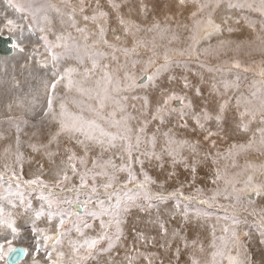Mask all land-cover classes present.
I'll return each instance as SVG.
<instances>
[{
    "label": "snow or ice",
    "instance_id": "obj_1",
    "mask_svg": "<svg viewBox=\"0 0 264 264\" xmlns=\"http://www.w3.org/2000/svg\"><path fill=\"white\" fill-rule=\"evenodd\" d=\"M5 2L18 16L0 19V37L10 42V51L26 53L30 37L25 32H38L43 52L33 46L26 59L50 70V75L37 77L35 88L14 96L0 110V260L7 254L10 264H20L21 257H30L31 264H117L114 259L103 261L101 254L121 244L128 210L175 199L177 207L184 205L186 219L187 201L197 203V217H210L205 207L209 205L223 215L216 216L209 236L191 240L157 220V237L140 231L135 239L162 251H142L134 244L125 249L119 264H154L155 256H160L155 264H181L184 256L183 264H250L245 240L251 230L264 236V205L257 204L264 200V161L246 160L241 166L238 158L249 150L264 156V86L247 95H229L239 88V71L235 80L225 75L242 68L235 57L232 67H225V60L209 68L219 76L211 77L207 96L188 76L168 75L167 87L161 78L174 66L189 63L170 52L192 50L197 56L218 57L232 42L198 47L201 33L210 40L222 32L227 19L221 14L227 8L247 7L264 14V0H227L226 5L225 0H166L167 10L174 4L176 11L165 15L163 24L156 18L160 0ZM185 11L188 15L184 21L177 19L175 27L186 29L191 43L174 49L171 45L179 35L170 21ZM256 39L252 51L264 54V37ZM141 49L150 55L145 57ZM259 67L264 77V60ZM201 83L207 81L201 77ZM20 87L13 78L12 88ZM226 112L235 113V132L251 136L246 143L221 149V134L225 139L229 134L224 128ZM29 126L34 129L30 135L25 131ZM190 128L196 139L177 132L188 133ZM202 144L207 150L201 159ZM148 168L159 169L164 179L158 182ZM201 179L205 187L199 185ZM165 181L173 182L172 191ZM208 181L214 187L207 188ZM153 186L163 190L154 191ZM22 218L30 225L32 241L23 247L18 246L27 238Z\"/></svg>",
    "mask_w": 264,
    "mask_h": 264
},
{
    "label": "rangeland",
    "instance_id": "obj_2",
    "mask_svg": "<svg viewBox=\"0 0 264 264\" xmlns=\"http://www.w3.org/2000/svg\"><path fill=\"white\" fill-rule=\"evenodd\" d=\"M3 1L5 4L2 2V0H0V7H1L0 8V19H3V17L6 16L5 14L2 13L4 11L3 9L4 6L9 7L6 4L5 0ZM39 2L40 0H37V3ZM236 2L237 0H233V3H236ZM226 3H227V0H225V5ZM187 7L190 8L191 4H188ZM159 8L160 10L157 12L156 18H158L162 24L164 22L165 15H172V13L176 11L174 4H173L171 12L167 10L166 0H160ZM9 9H12V8L9 7ZM11 11H13V9ZM187 15L188 13L187 11H185L182 15L176 16L174 17L172 21H170L173 29L177 31L180 37V41H181L180 44H177L176 41L173 42L171 47L174 49H183L186 47L187 43H191V41H186V37L188 35L187 30L177 29L175 27V21L177 19L184 21ZM221 15L227 19V23L222 25L224 29L222 32L216 33L212 36V38L210 39V44L215 46L220 40L231 41L232 43L228 45L223 51H221L220 59L218 60L216 56L214 55H208L207 58L205 59L204 54H201L198 56L200 57L199 61H204L208 65V67H201V64L199 62H195L196 57L192 58L194 62L188 63L187 67H184L183 65L174 66L173 70L170 73H165L163 77L161 78V85L163 87L168 86V80H167L168 75H175L178 78L181 76H188V78L192 81L194 85L201 87L202 94L204 96H207L209 95V90H210L209 86L212 82L211 77L219 76V73L215 71H209V68H211L213 65H216L218 63H223V61L225 60L229 61V63L225 65V67H232L231 60L233 57L240 60L242 64V68L239 70H233V72L231 73H225V75H227L230 79L235 80L236 72L237 71L240 72L239 88L231 89L229 91V95H232L233 92H236L237 94L242 92L245 95H247L249 94L250 91H254L257 88L264 86L260 83V81L264 80V77H261L258 74L260 71L259 66L261 64V61L264 60V54L252 51V47H254L255 44L259 43V41L256 39L257 36L259 35L261 37H264V30L261 29V24L264 23V14L258 11H254L247 7H243V8L235 7V8H227ZM151 19L152 17H149V20ZM217 23H220L219 19H217ZM229 27L232 28L231 32L227 31ZM25 35L30 37V40L26 42L27 43L26 53H17L16 50L13 49V51L9 54H0V75H1L0 76V110H3L4 106L10 103L14 96L23 95L24 93H27L29 91V87L35 88L38 83L37 77L45 75L46 72L50 75V70L41 69L39 64L35 63L34 60L26 59V56L29 53H31L33 46L39 48V50L43 52V48L41 46L42 41L39 39L40 34L38 32H25ZM141 35H143V33H141ZM50 38H52V36H50ZM129 43H131V38H129ZM208 45H209V41L205 40V41L200 42V45H198V47H207ZM237 45H240L238 52L235 51ZM141 52L145 57L150 55V53H148L144 49H141ZM224 52H227V54L224 55L223 54ZM173 58L176 60H180V61H186L184 57H178L174 55ZM244 67H247L249 71L244 72ZM11 69L12 70L14 69V70L12 71ZM138 70H139V66H138L137 71ZM6 71L9 73H7ZM201 77H203V79L207 81V83L202 84ZM13 78H15L16 81L20 82L21 87L19 89L12 88ZM60 94L61 96H63L64 94L62 89H61ZM133 94H138V93H133ZM189 95H191V93H189ZM132 103H138V102L129 100V104H132ZM195 104H200V101L196 100ZM129 111H133V110L130 108ZM15 114L20 115V111L16 110ZM234 115H235L234 112L225 113V118L227 122L224 124V128L226 131H228L229 134L226 139L223 137V133L221 134V137L223 139V143L221 144V149L226 148L230 143H243L242 142L243 137L241 136L243 133L235 132V125L233 123ZM32 122L35 123V120H33ZM4 127L7 128V125L5 124ZM153 130H154V127L150 126L149 133H151ZM212 130L216 131L214 122H212ZM25 131L29 133L30 135L31 132L34 131V129H32L29 126L25 128ZM178 134L188 135L189 138L191 139L197 138L195 134H192L191 128L188 130V133H184V131L180 129L178 131ZM12 135L14 136V130H13ZM250 136H251V133L249 132L248 138ZM24 138L27 139V137H24ZM199 138L202 139V134ZM3 146L4 144L0 142V152H2ZM202 147L204 149H207L206 144H202ZM249 154L252 155L251 158ZM28 155L29 153L26 152V157ZM244 155H246V153L241 155L243 159L241 158V156L238 158L239 164L241 166L245 164L246 159L247 160L250 159L249 161H252V162H254L253 160L260 161L261 159L260 158L261 155L255 152L254 150H249L247 152L248 157ZM221 163H223V161ZM0 164H2V161H0ZM136 167L138 169L139 165H136ZM26 170H27V164H26ZM237 170L238 169H232V171H237ZM148 171L150 175H152L155 179H157L158 182L164 179V176L160 174L159 169L148 168ZM179 171L181 172V178H183L184 170L180 168ZM201 177H203V172H201ZM241 179H243V177H241ZM198 183L201 187H205V181L203 179L199 180ZM173 186H174L173 182L171 181L167 182L166 184V188L168 191H172ZM206 187L210 189L214 187V185H212L211 182L208 181ZM153 190L159 191V189L155 186H153ZM189 191H190V188L186 185L185 195H188ZM220 202L227 203V201H224L222 198ZM186 203L190 206L189 211H188V219H186L183 214L184 205L181 204L180 207H177L175 199H168V200H163V201H153L151 207H145L144 205L131 207L124 216V223L122 225L124 229L123 238L129 233V231H131L130 230L131 227L128 224V219H136L138 222H140V224H138V222H133L135 226L134 228L137 229L140 227V230L144 232L145 236H147L149 232L152 233L151 236L155 235L154 232H156L155 229H157L155 225V221L157 220L175 224L174 227H171V224H170V229L180 230L181 235L187 236L189 240L196 239L195 235H198L201 239L209 236L212 226L216 223V216L223 215L222 210L220 209L213 210L211 205L205 206L209 209V211L212 212V215L208 218H202V217H197L195 214L194 210L198 206L195 201H187ZM257 204L264 205V200L263 201L257 200ZM172 206L174 207L172 208ZM20 223L22 225V231H24L27 238L22 243L18 242V245L28 246L32 243L31 236L28 233V229L30 228V225L25 223L23 218L21 219ZM244 231H250V229L245 227ZM251 231H252L251 238L245 240L246 247L250 248V249L248 248L250 252V255H249L250 264H264V236H261L260 233L256 230H251ZM138 232H136V234ZM123 238H122L121 245H117V247H121L118 249V251H120V254L116 252V249L112 251L110 254L102 253L101 257L103 261H109L110 259H114L117 262V264H119V262L121 261L119 256H123V257L125 256L126 247L124 246V243H127L128 248L133 247V245L136 243V240H130L126 242V241H123ZM173 244L175 246L176 241H174ZM180 246L181 247L183 246V242H180ZM141 250L143 251L145 249L141 248ZM185 259H187L186 256L181 257V264H183V261ZM24 263L31 264V258L27 257V258L20 260V264H24ZM0 264H10L7 254L5 255V258L3 260H0ZM94 264H96V262ZM140 264H143V262L141 261ZM165 264H167V261H165Z\"/></svg>",
    "mask_w": 264,
    "mask_h": 264
},
{
    "label": "bare ground",
    "instance_id": "obj_3",
    "mask_svg": "<svg viewBox=\"0 0 264 264\" xmlns=\"http://www.w3.org/2000/svg\"><path fill=\"white\" fill-rule=\"evenodd\" d=\"M59 0H53V2H58ZM2 2L4 3V1L2 0ZM5 4V3H4ZM189 4H191V3H189ZM173 7V6H172ZM1 8V7H0ZM3 8V7H2ZM4 11L2 12L3 14H5L6 16H8V17H10V18H13V19H16L17 18V16H18V14L16 13V12H14V10L13 11H11L12 9H9V7H7V6H4ZM2 15V14H1ZM2 17V16H1ZM141 35V34H140ZM201 35H203V33H201ZM40 36V35H39ZM51 36V35H50ZM17 52V51H16ZM15 52V53H16ZM11 53V52H10ZM18 53V52H17ZM0 54H3V53H0ZM6 54H9V53H6ZM8 57V56H7ZM12 59V58H11ZM9 60V59H8ZM3 67V66H2ZM260 68V67H259ZM5 69V68H4ZM12 70V69H11ZM10 70V71H11ZM14 70V69H13ZM12 70V71H13ZM4 72H5V70H4ZM7 72V71H6ZM16 72V71H15ZM7 73H9V72H7ZM14 73V72H13ZM12 75V74H11ZM1 76V75H0ZM10 77V76H9ZM180 130V129H179ZM179 130H177V132L179 131ZM193 134V133H192ZM243 138H242V142L243 143H246L247 142V139H248V134L247 135H245V134H242L241 135ZM250 155V158H251V154H249ZM254 155V154H253ZM244 156H247V153H246V155H244ZM248 157V156H247ZM241 158H242V156H241ZM261 159H260V161H258V160H253L254 161V163H256V164H259L261 161H264V156H261L260 157ZM243 159V158H242ZM245 159H246V157H245ZM254 159V158H253ZM247 160V159H246ZM245 160V161H246ZM250 160V159H249ZM252 160V159H251ZM242 161V160H241ZM244 163V162H243ZM260 201V200H259ZM263 201V200H262ZM261 203V202H260ZM259 203V204H260ZM174 206H172V208H173ZM167 214V213H166ZM133 222H138L136 219H128V224H129V226L131 227L130 228V230L131 231H129V233L123 238V241H130V240H136L135 238H136V236H137V234H136V232H138V231H141L140 230V227L139 228H137V229H135L134 227V224H133ZM149 222V221H148ZM138 224H140V222H138ZM170 224H171V227H174L175 226V224H172V223H167V226L170 228ZM141 226H142V224H141ZM138 230V231H137ZM156 230V232H154V236H151L152 235V233H148V235L146 236V237H157V229H155ZM196 236V238H197V236L198 235H195ZM193 237V236H192ZM242 239H243V237H242ZM133 242H135V241H133ZM121 245V244H120ZM124 246L126 247V249H128V250H131L133 247H131V248H128V246H127V243H124ZM135 246L136 247H140V248H143V249H145V248H147V250H149V251H152V252H161V250H159V249H157V248H155V247H153L152 246V244L151 243H148L147 241H139V242H137L136 241V243H135ZM183 247V246H182ZM119 248H121V247H117L116 248V252L117 253H119L120 254V251H118V249ZM249 248V247H248ZM247 247H246V251H247V254H248V258H249V255H250V252H249V249H248ZM122 250V249H121ZM122 252V251H121ZM25 257H23V258H21L20 260H22V259H24ZM119 258H120V260L122 261L123 260V256H119ZM26 260V259H25ZM174 262V261H173ZM249 262H250V259H249ZM95 263V261L93 262V264ZM25 264V263H24ZM174 264H175V262H174Z\"/></svg>",
    "mask_w": 264,
    "mask_h": 264
},
{
    "label": "clouds",
    "instance_id": "obj_4",
    "mask_svg": "<svg viewBox=\"0 0 264 264\" xmlns=\"http://www.w3.org/2000/svg\"><path fill=\"white\" fill-rule=\"evenodd\" d=\"M261 29L264 30V23L261 24ZM202 41H205V39H203V35H202V38H201V41H200V42H202ZM207 41H209V45H211V44H210V40H207ZM158 43H165V44H166L167 41H166V40L163 41V42L158 41ZM176 43H177V44H180V43H181V41H180V37H179V39L176 41ZM223 54L226 55L227 52H224ZM261 54H262V53H261ZM169 55L172 56V57H173L174 55H175V56H178V57H184V58L186 59V61H189V63L194 62V61L192 60L193 57H196V61H195V62H199V60H200V57H198V56L196 55L195 51H192V50L184 51L182 54H181L180 52H170ZM207 56H208V55H204V58L206 59ZM216 58L219 60V59H220V55H219L218 57H216ZM137 118H138V119L142 118V117L139 116V113H137ZM133 123L135 124V122H133ZM206 150H207V149H204V148L202 147V145H201V146H200V154H199L198 158H201V159H202L203 152H205ZM186 155H188V156H192V153H191V152H186ZM166 184H167V182L165 181V186H166ZM158 189H159V190H163V189H160V188H158ZM159 260H160V256H155V257H153L154 264H155L156 261H159Z\"/></svg>",
    "mask_w": 264,
    "mask_h": 264
},
{
    "label": "water",
    "instance_id": "obj_5",
    "mask_svg": "<svg viewBox=\"0 0 264 264\" xmlns=\"http://www.w3.org/2000/svg\"><path fill=\"white\" fill-rule=\"evenodd\" d=\"M9 49H10V42L4 37H0V53L6 54L13 51V50L10 51Z\"/></svg>",
    "mask_w": 264,
    "mask_h": 264
}]
</instances>
